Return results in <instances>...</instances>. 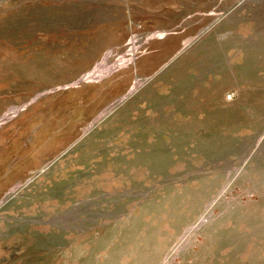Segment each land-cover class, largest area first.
I'll return each mask as SVG.
<instances>
[{
	"label": "rangeland",
	"instance_id": "374dc122",
	"mask_svg": "<svg viewBox=\"0 0 264 264\" xmlns=\"http://www.w3.org/2000/svg\"><path fill=\"white\" fill-rule=\"evenodd\" d=\"M0 264H264V0H0Z\"/></svg>",
	"mask_w": 264,
	"mask_h": 264
}]
</instances>
